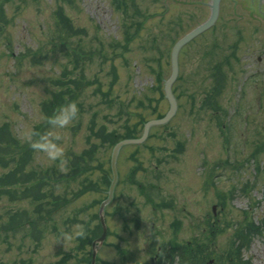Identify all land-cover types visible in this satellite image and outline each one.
Instances as JSON below:
<instances>
[{
	"label": "rangeland",
	"instance_id": "obj_1",
	"mask_svg": "<svg viewBox=\"0 0 264 264\" xmlns=\"http://www.w3.org/2000/svg\"><path fill=\"white\" fill-rule=\"evenodd\" d=\"M1 3L11 22L0 31V264H91V243L83 252L77 238L83 223L67 230V213L55 217L56 230L53 221L48 222L39 244L29 232L16 228L15 210L30 208L28 200L15 196L21 157L17 150L32 141L44 118L43 103H52L58 109L53 124L43 143L35 145L26 169L66 170L68 158L78 157L88 146L93 113L108 111L94 95L95 81L100 79L107 89L112 73H118L112 90L116 102L109 108L115 116H100L99 122L107 123L110 130L120 129L121 108L128 110L131 122L139 115L146 119L164 115L170 109L165 85L172 72V47L208 19L207 0ZM65 16L83 33L72 35L63 29ZM4 20L5 15L0 26ZM133 34L137 36L127 40ZM56 38L63 44L60 50L53 46ZM76 55L85 63L72 72ZM81 71L93 81L81 92L84 112L74 102L53 98L60 90H75L79 82L75 74ZM210 87L214 90L208 94ZM171 91L177 109L169 121L151 126L142 143L119 149L118 180L104 208L107 236L98 247L95 264H157L159 260L164 264L161 248L171 255L176 246L195 239L208 247L209 264H217L230 246L242 251L250 264H264L263 228L251 235L246 247L238 239L246 224L261 227L264 220V6L260 0H220L214 25L180 49ZM97 147L96 164L104 160L111 168L112 148ZM110 174L112 178V168ZM107 191L88 192L68 209L70 217L81 221L94 216L90 224L94 239L102 234L96 202Z\"/></svg>",
	"mask_w": 264,
	"mask_h": 264
},
{
	"label": "trees",
	"instance_id": "obj_2",
	"mask_svg": "<svg viewBox=\"0 0 264 264\" xmlns=\"http://www.w3.org/2000/svg\"><path fill=\"white\" fill-rule=\"evenodd\" d=\"M4 15L5 20L0 26V31L3 26L6 27L7 24L11 22L6 18L4 3H1L0 19H2ZM61 24L64 26L63 29H66L68 32H72V35L83 33L82 29L74 28L67 16L63 17ZM135 34L129 36L127 40H131L132 37H136L137 35ZM125 44L127 45V41ZM53 46L58 50H60L61 47L63 48V44L60 39L57 43H53ZM69 53H72L71 49ZM103 55H105V53ZM35 56L36 60H39L37 58L38 53H36ZM84 63L85 60H81L80 57L76 55L75 61L73 62L74 68L72 69V72L74 70H79L83 67ZM218 64L219 63L215 65ZM214 70H218L220 72L219 75L222 74L221 68L215 67ZM75 76L79 79L77 85L78 87L75 90L72 89L73 87L71 89L68 88L66 90H60L58 93L53 95V98L68 103L74 102L75 105H77V107L84 112L85 108L83 107L82 101H80L81 92L87 85L93 83V81L86 78L84 71H81L79 74H75ZM112 76L114 78L111 83L107 85V89L103 88L104 83L100 79L95 81L97 87L94 95L99 97L100 104L106 105L108 111H106L107 113H104L101 109H98L93 113L88 125V146L82 150L78 157L68 158V163L65 165L66 170H61L62 168L54 166L47 169L50 171L45 173L39 169H26L27 164L31 162V158L34 157V153L37 150L35 145H41L43 143L45 131L51 124H53L52 119L56 116L55 113L58 109L52 105V103H48L47 101L43 103L42 111L44 118L41 123L36 125L35 131L32 135V141L21 145L17 150V154L21 157L16 165L19 169L16 171L17 189H15V196L18 200H28L30 202V208L15 210L13 221H15L14 224L16 225V228L22 232H29L30 236L36 240L37 244H39V241L43 239L46 231L45 227L48 222L53 221L52 224L56 230L55 217L57 215H64L67 213L66 218H64L66 226L68 225L67 230H70V227L78 222L83 223V232L79 234L77 238L81 242L79 248H81L84 252L86 245L91 243L94 239L92 237L93 229L90 225L94 216H91L88 220L81 221L75 215L70 217L68 209L72 202H75L78 198L88 192L100 193L109 189L112 180L110 177L111 168L105 166L106 163L104 160L96 164L97 160H95V152L98 150L97 145L99 147L113 148L118 141L124 138L140 137L141 135H138V131L142 130L143 132L144 123L149 120L144 118L143 115H139L137 121L131 122L128 110L121 108L118 111L119 118L123 120L120 123V129L110 130L107 123L98 121L100 116H103L105 119L114 118L115 116L114 111L109 108L113 107L112 105L116 102L112 90L118 80V73H112ZM213 90L214 88L210 87L208 94L213 92ZM90 110H92V108ZM2 135L3 134L0 131V141ZM103 197L98 199L96 203L100 204ZM259 228L264 229V220H262L261 227L248 223L241 229L238 239L241 243L246 244H241L242 248L249 245L251 235L258 233ZM229 249L230 250H227L224 256L217 259V264H250L249 260L243 259L242 251H239L238 248L230 246ZM208 255V247L205 246L204 243H200L195 239L192 242L176 246L171 255L168 254V252L165 253L164 261L165 263H172L177 260L178 264H209L206 262L209 260ZM82 258L83 260H86L85 255ZM24 262L25 261H23V264ZM55 264L62 263L57 262Z\"/></svg>",
	"mask_w": 264,
	"mask_h": 264
},
{
	"label": "water",
	"instance_id": "obj_3",
	"mask_svg": "<svg viewBox=\"0 0 264 264\" xmlns=\"http://www.w3.org/2000/svg\"><path fill=\"white\" fill-rule=\"evenodd\" d=\"M260 2H261V5L264 6V0H260ZM207 3H208L209 13H210V16L208 17V19L206 21H204L203 23L199 24L198 26H196L195 28L191 29L184 36H182L174 44V47L172 49V55H171L172 73H171L170 77L168 78V80L166 81V85H165L166 96L170 102V109L168 110V112L165 114L164 117L159 118V119H152V120L148 121L145 124L144 133H143L142 137L123 139V140L119 141L113 149L112 169H113V176L114 177H113L112 183H111L109 191H108V197H107V199H105L101 203L100 221H101L103 230H102L101 236L96 238L92 243V261H91V264H95L96 256H97V247H100L102 245V243L105 240L106 235H107V225H106L105 218H104V215L102 212H103L105 205L108 204L110 202V200L112 199L114 186L117 182L118 173H117V168H116V159H117V154L119 152V149L123 145L129 144V143H140V142L144 141V139L148 136V133H149L151 126L167 122L176 112L177 103H176V99L174 98V96L172 94L171 85L178 75L179 51L184 44H186L188 41H190L192 38H194L195 36H197L198 34L203 32L204 30L211 27L216 22V20L218 18L220 0H207Z\"/></svg>",
	"mask_w": 264,
	"mask_h": 264
}]
</instances>
